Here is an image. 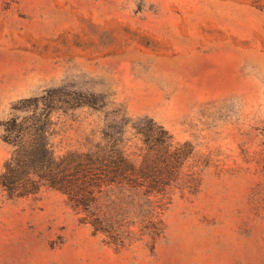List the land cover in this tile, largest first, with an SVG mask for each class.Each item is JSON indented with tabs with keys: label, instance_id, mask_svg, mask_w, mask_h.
Here are the masks:
<instances>
[{
	"label": "rangeland",
	"instance_id": "rangeland-1",
	"mask_svg": "<svg viewBox=\"0 0 264 264\" xmlns=\"http://www.w3.org/2000/svg\"><path fill=\"white\" fill-rule=\"evenodd\" d=\"M45 113L72 193L0 184V264H264V0H0V175Z\"/></svg>",
	"mask_w": 264,
	"mask_h": 264
},
{
	"label": "trees",
	"instance_id": "trees-1",
	"mask_svg": "<svg viewBox=\"0 0 264 264\" xmlns=\"http://www.w3.org/2000/svg\"><path fill=\"white\" fill-rule=\"evenodd\" d=\"M51 125L49 113L12 117L4 124L3 137L13 152L5 162L0 184L10 196L37 192L44 184L72 193L66 169L50 145Z\"/></svg>",
	"mask_w": 264,
	"mask_h": 264
}]
</instances>
